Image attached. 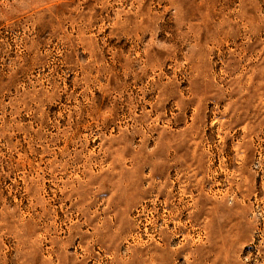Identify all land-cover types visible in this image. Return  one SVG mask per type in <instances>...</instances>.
I'll use <instances>...</instances> for the list:
<instances>
[{"label": "rangeland", "instance_id": "374dc122", "mask_svg": "<svg viewBox=\"0 0 264 264\" xmlns=\"http://www.w3.org/2000/svg\"><path fill=\"white\" fill-rule=\"evenodd\" d=\"M49 3L51 13L40 10L43 15L20 6L0 10V68L4 72L12 61H33L36 50L44 53L46 61L57 62L60 50H51L48 41L59 18L67 16L71 6L66 7L64 0ZM205 11L208 26L222 25L214 33L217 47L211 69L224 77L222 86H201L198 92L203 100L186 92L182 99L177 89L187 88L188 79L157 82L155 92L144 96V106L158 131L149 136L144 130V135L135 138L134 151L125 148L122 140L113 139L125 127L119 118L106 122L103 128L97 123L89 138L88 127L95 118L86 109L78 126H73L69 112L67 118L55 121V129L42 121L31 122L29 127L27 113H17L14 121L11 115L0 120V219L9 222L7 234L0 239V264H264V176H257L260 169L251 163L255 147L246 148L243 143L249 122L255 123L264 115L252 107L254 98L264 94V48L245 41V37L264 32L257 15L264 11V3L208 0L198 4L188 0L185 16L198 22ZM68 30L72 31L71 25ZM169 67L161 68L164 80L172 75ZM16 72L21 73V69ZM75 76L73 72L66 78L65 85L71 88L70 80ZM25 82L24 74L9 80L0 89L2 98L14 96L16 85ZM157 98L159 103L153 105ZM232 101L239 106L236 112L230 108ZM97 104L104 108L108 101L98 99ZM56 113H60L59 107L49 110L48 120L53 121ZM124 114L119 111V116ZM193 124L209 143L213 138L225 142V156L214 161L215 180L209 177L199 185L190 179L177 180L179 172L174 167L176 155L189 150L194 155L202 142L177 134L179 128ZM140 142L149 149L159 145V151L152 157L144 156ZM230 155L236 160L228 162ZM233 164L241 165V179L235 182L231 174L238 169ZM121 166L135 169L132 180L142 191L137 197L139 206L133 202L128 218L120 225L117 243L112 241L111 229L95 232L86 215L106 210L100 203L104 198H97L94 188L107 186L105 174L111 176L108 170L119 171ZM196 179L203 180V174L196 173ZM225 198L233 203L215 205L216 200ZM184 201L188 207L181 210ZM194 204L199 205L196 211ZM174 205L175 215L168 219ZM209 213L215 214L213 223H208ZM153 218L155 225H166L159 233L153 231ZM27 236L33 241L30 246L25 244Z\"/></svg>", "mask_w": 264, "mask_h": 264}, {"label": "clouds", "instance_id": "9594fccd", "mask_svg": "<svg viewBox=\"0 0 264 264\" xmlns=\"http://www.w3.org/2000/svg\"><path fill=\"white\" fill-rule=\"evenodd\" d=\"M195 2L207 4L208 0H195ZM240 2L243 3L244 0ZM64 3L66 7L71 6L68 7V15L59 18L48 41L52 46L51 50H60L57 62L53 64L51 61H46L44 53L32 46L33 50L37 51L33 61L28 64L23 59L12 61L8 64L7 72L0 68V89L20 74L25 75L26 81L17 84L15 95L7 100H4L3 94L0 93V120L5 115H11L14 121L17 113H27L29 127L31 122L42 121L55 129V121L67 118L69 112L73 126H78L80 121L85 119L86 109L95 118L88 127L89 138L95 134L97 123L103 128L106 122H115L119 118L120 123L125 127L113 139L122 140L125 148L134 151L135 138L144 135V130H147L149 136L152 132L158 131L156 122L151 120V112L144 106L146 104L144 96L149 92H155L154 85L157 82L163 81L164 84H168L178 83L180 77L188 79L187 88L177 89L182 99H184L183 93L186 92L189 97L203 100L204 97L198 92L201 86L205 84H211L215 88L222 86L220 81L224 77L219 72L211 70L215 67L212 56L217 47L214 33H218L222 25L216 23L213 27L208 26V21L205 19L207 11L201 14L198 22L189 21L185 16L188 0H64ZM261 3H264V0H261ZM17 6L31 10L37 15H43V12L51 13L49 0H0V10L8 11ZM257 15L260 23L264 24V11ZM166 20L170 23H166ZM68 25L72 26L71 32L68 30ZM27 31L30 36V29ZM245 41L255 42L264 48V32H257L250 38L245 37ZM138 51L139 55H137ZM234 54L239 55V53ZM0 59L3 57L0 56ZM168 65L172 75L164 80L161 68ZM17 68L21 69V73L16 72ZM45 68H47L46 72ZM73 72L76 76L74 80H70L72 87L69 88L64 81L66 78H71ZM5 76L8 80L4 79ZM96 92L100 93L99 97L95 95ZM84 97L89 99L85 100ZM104 98L107 99L108 105L101 108L97 100ZM212 101L215 102V99L212 98ZM158 103V98L153 100V105ZM53 107H59L60 113L54 114V120L49 121L48 112ZM252 107L258 109L259 113H264V94L254 98ZM230 108L236 112L239 106L236 101H232ZM119 111H125V114L119 116ZM177 134L193 142L197 139L202 141L194 155L189 150L184 155L175 156L174 167L179 172L177 180L190 179L194 185L204 183L209 177L214 181L216 177V172L213 171L214 161L226 154L223 151L224 140L213 138L209 143L206 137L198 134L194 124L179 128ZM250 137L256 139L251 140ZM140 143L141 154L144 156L152 157L159 151V145L149 149L146 143ZM243 143L246 148L255 147L251 163L260 169L256 175L264 176V154H262L264 153V115H261L255 123L249 122ZM123 150L122 148L121 151ZM235 160L236 156L230 155L228 162ZM233 166L238 169L237 173L231 174L235 182L241 179L239 175L241 165L233 164ZM108 172L112 175L105 174L107 186L97 185L94 188L97 198H104L100 203L105 205L106 210L89 211L86 221L90 222V227L94 226L97 233L111 229L112 241L119 243L117 235L120 225L128 218L127 213L131 210L132 203L135 202L139 206L140 201L137 197L142 189L132 180L135 175L134 168L121 166L119 171L109 169ZM198 172L203 174V180L196 179ZM102 187L105 190H101ZM161 188H164V184H161ZM169 195L170 198H175L171 193ZM214 203L217 207L225 203L231 205L233 200L225 198ZM187 207V201H184L181 210ZM198 207L199 205L194 204L193 211ZM175 212L174 205L173 214L169 215L168 219H172ZM209 216L208 223H213L215 214L209 213ZM93 217H96V220H93ZM14 219L16 224H20L18 217ZM154 221L155 218L151 221L154 232L159 233L161 228L166 227V225H155ZM0 226H3V231H0V239H2L7 234L9 222L0 219ZM20 227L23 225L20 224ZM32 243L30 236H27L25 244L30 246ZM57 243L60 241L57 240Z\"/></svg>", "mask_w": 264, "mask_h": 264}]
</instances>
